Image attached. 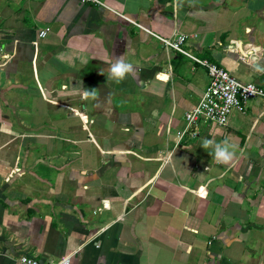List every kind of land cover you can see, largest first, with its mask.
I'll return each mask as SVG.
<instances>
[{
	"label": "crops",
	"instance_id": "crops-1",
	"mask_svg": "<svg viewBox=\"0 0 264 264\" xmlns=\"http://www.w3.org/2000/svg\"><path fill=\"white\" fill-rule=\"evenodd\" d=\"M101 1L0 0V264H264V98L187 128L208 71L154 35L264 87V0Z\"/></svg>",
	"mask_w": 264,
	"mask_h": 264
},
{
	"label": "built area",
	"instance_id": "built-area-1",
	"mask_svg": "<svg viewBox=\"0 0 264 264\" xmlns=\"http://www.w3.org/2000/svg\"><path fill=\"white\" fill-rule=\"evenodd\" d=\"M83 2H92L106 6L101 0H81ZM47 29L39 32L40 37H45ZM154 35L163 42V44L176 50L179 53L192 57L198 64L206 67L210 82L199 102L186 112L187 128L191 125H198L201 121L216 123L218 125H227L229 118L234 111L245 112L248 102L256 97L264 98V87L254 81H241L227 69L211 62L207 59L197 58L186 48L185 43L190 37L189 34L177 32L173 36L166 38L154 33ZM185 131L178 132L182 136ZM70 257H64L57 263L52 264H70ZM20 261L24 264H42L28 255H22Z\"/></svg>",
	"mask_w": 264,
	"mask_h": 264
},
{
	"label": "clouds",
	"instance_id": "clouds-1",
	"mask_svg": "<svg viewBox=\"0 0 264 264\" xmlns=\"http://www.w3.org/2000/svg\"><path fill=\"white\" fill-rule=\"evenodd\" d=\"M107 72L112 79L119 82L128 75L134 74L135 68L131 63L126 62L122 56H117L114 58L113 63L109 65ZM97 92V89H84V96L95 99ZM202 147L211 149L210 155L218 164L229 167H235L239 158L244 155V150L240 149L231 138H225L221 141H217L215 138L204 139Z\"/></svg>",
	"mask_w": 264,
	"mask_h": 264
}]
</instances>
